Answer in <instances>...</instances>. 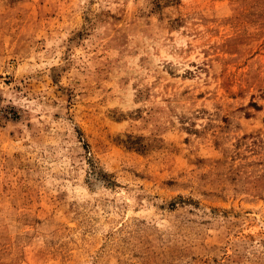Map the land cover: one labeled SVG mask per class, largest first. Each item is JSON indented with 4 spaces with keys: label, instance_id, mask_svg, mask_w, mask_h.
<instances>
[{
    "label": "rangeland",
    "instance_id": "374dc122",
    "mask_svg": "<svg viewBox=\"0 0 264 264\" xmlns=\"http://www.w3.org/2000/svg\"><path fill=\"white\" fill-rule=\"evenodd\" d=\"M0 264H264V0H0Z\"/></svg>",
    "mask_w": 264,
    "mask_h": 264
}]
</instances>
